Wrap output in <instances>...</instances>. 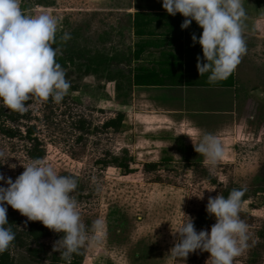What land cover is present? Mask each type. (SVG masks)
<instances>
[{
    "label": "rangeland",
    "instance_id": "374dc122",
    "mask_svg": "<svg viewBox=\"0 0 264 264\" xmlns=\"http://www.w3.org/2000/svg\"><path fill=\"white\" fill-rule=\"evenodd\" d=\"M129 3L21 0L20 7L27 15L55 16L56 36L69 33L71 47L109 56L120 49L121 60L130 46V21L116 10ZM260 41L255 45L258 50L252 51L254 69L242 84L237 127L212 132L224 150L215 168L195 151L198 137L193 127L138 107L134 111L126 92L119 95L104 79L79 80L80 74L74 73L69 78L76 90L69 89L59 104L51 98L46 102L32 98L28 110L11 122L6 119L7 107L0 103L4 110L0 113V174L14 181L32 160L30 155L40 151L41 159L59 174L77 180L72 195L89 235L94 234L93 221L104 222L99 243L81 247L82 264H173L169 252L178 241L173 232L177 225L189 217L197 232L210 231L215 218L206 210L209 197L225 187L246 188L248 200L241 205L240 218L248 225L249 246L234 264H264V240L258 238L264 229V39ZM120 68L126 72L130 65ZM119 112H125L119 133L104 129L103 124ZM1 128L19 133L10 138ZM114 159L123 160L128 169L117 168ZM0 186L7 187L3 181ZM5 206L22 222L28 220ZM62 235L52 231L43 241L46 254L37 264H48L47 257L60 254L54 245ZM11 255L15 264H35L22 250L11 248ZM175 264H212V260L207 251L197 249L184 261L177 258Z\"/></svg>",
    "mask_w": 264,
    "mask_h": 264
},
{
    "label": "clouds",
    "instance_id": "9594fccd",
    "mask_svg": "<svg viewBox=\"0 0 264 264\" xmlns=\"http://www.w3.org/2000/svg\"><path fill=\"white\" fill-rule=\"evenodd\" d=\"M21 0H0V103L18 113H25L26 101L36 98L46 102L51 98L59 104L70 88L66 72L56 61L58 19L51 14L27 15L20 7ZM244 0H163L162 7L170 15L180 13L186 19L181 28L192 20L202 27L198 41L205 63L197 58L200 76L209 73L208 81L215 83L227 79L247 52L243 34L246 11ZM64 33L62 40L70 39ZM198 143L195 151L205 157V164L215 168L223 157L220 140L212 133L196 130ZM3 153L0 152V156ZM14 167V166H13ZM24 171L13 181L0 174V253L5 252L15 233L7 221V207L18 210L29 221H40L54 232L62 233L54 245L66 264H71L74 253L87 244H98L103 235L104 222L96 219L89 235L81 219L78 202L72 195L77 180L61 175L42 159L30 160ZM246 188L232 189L227 197L218 194L209 197L206 210L215 218L210 231L195 230L187 217L177 225L174 233L178 241L170 250V259H186L199 249L210 254L212 264H234L248 248V225L240 218L242 198ZM202 196V194H201ZM184 215V214H183ZM185 216V215H184Z\"/></svg>",
    "mask_w": 264,
    "mask_h": 264
},
{
    "label": "crops",
    "instance_id": "0c3cea01",
    "mask_svg": "<svg viewBox=\"0 0 264 264\" xmlns=\"http://www.w3.org/2000/svg\"><path fill=\"white\" fill-rule=\"evenodd\" d=\"M162 2L130 0L128 6L116 10L130 21V46L123 52L129 58L132 82L126 92L130 95L128 106L162 119L181 120V125L201 133L232 131L237 127L242 84L254 69L252 51H257L255 45L264 39V0H244L247 52L227 79L215 83L208 81L209 73L200 76L196 67L198 57L201 63L206 62L201 45L192 39L195 34L198 41L202 27L192 20L182 29L186 18L180 13L168 14ZM119 51L114 54L117 58L122 55Z\"/></svg>",
    "mask_w": 264,
    "mask_h": 264
},
{
    "label": "trees",
    "instance_id": "16d2710c",
    "mask_svg": "<svg viewBox=\"0 0 264 264\" xmlns=\"http://www.w3.org/2000/svg\"><path fill=\"white\" fill-rule=\"evenodd\" d=\"M62 36L63 34L56 36L55 43L52 46L57 49L56 61L64 68L66 72V79L69 82H71L69 77H72L74 73H78V75L80 74L79 80L84 77L94 76L96 78H101L114 83L115 92L118 94H121L122 91L129 92L132 86L130 68H128L126 72L120 68L122 65L127 67L129 66V58H121V60H119V57L117 58L115 55L109 56L108 54H103L101 52H95L92 54L88 50L85 51L79 48H73L69 44V39L64 41L61 39ZM77 59L80 61L79 64H76ZM72 83H70L69 89L76 90V87ZM25 103L28 104V101ZM7 110V120L12 122L15 121V116L19 117L18 112L9 108H7ZM3 111V108H0V113H3ZM124 117V114L118 113L115 118L107 120L102 127L106 130H113L115 133H119L123 125ZM2 133L7 137L15 138L19 132L12 131L11 129H2ZM31 134V130L28 129L26 138L30 139ZM41 157L42 153L40 151L36 155H30L31 159H41ZM114 163H117L115 164L117 168L125 170L128 169V165L124 164L123 160L114 159ZM150 167L153 166H149V168ZM232 189L240 188L225 187L221 190L220 194L227 197ZM247 195L248 191L246 190L245 195L242 198V204L248 200ZM7 221L10 224L7 226L11 227L12 231L15 233V239L5 252L0 253V264H15L14 258L11 255V248L22 250L26 253V256L30 259V261L35 264L41 262L42 255L46 254L43 241L52 236V230L45 227L40 221L27 220L22 222L13 214L8 212ZM22 226H24V228L20 229ZM258 238L260 240H264V229H261L258 232ZM47 258L48 264H66V261L61 258L60 254L57 253H53ZM83 259L84 256L81 250H79L78 253H74L72 255L71 264H82ZM254 261L255 260H251V263H254Z\"/></svg>",
    "mask_w": 264,
    "mask_h": 264
}]
</instances>
